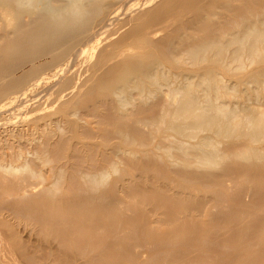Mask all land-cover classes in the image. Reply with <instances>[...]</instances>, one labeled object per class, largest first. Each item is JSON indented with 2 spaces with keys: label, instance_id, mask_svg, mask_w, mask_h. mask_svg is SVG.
I'll list each match as a JSON object with an SVG mask.
<instances>
[{
  "label": "bare ground",
  "instance_id": "1",
  "mask_svg": "<svg viewBox=\"0 0 264 264\" xmlns=\"http://www.w3.org/2000/svg\"><path fill=\"white\" fill-rule=\"evenodd\" d=\"M0 264H264V0H0Z\"/></svg>",
  "mask_w": 264,
  "mask_h": 264
}]
</instances>
